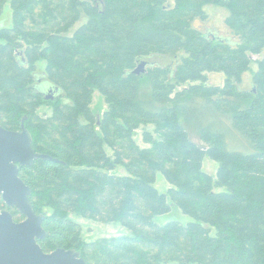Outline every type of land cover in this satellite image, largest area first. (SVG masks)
Listing matches in <instances>:
<instances>
[{"label":"trees","instance_id":"obj_1","mask_svg":"<svg viewBox=\"0 0 264 264\" xmlns=\"http://www.w3.org/2000/svg\"><path fill=\"white\" fill-rule=\"evenodd\" d=\"M5 4L0 126L19 130L24 118L34 151L52 158L18 173L45 216L43 250L72 248L87 264H264V56L252 58L264 50V0H0V16ZM209 4L227 9L229 38L200 28ZM209 72L223 84H208ZM147 125L140 146L134 136ZM173 207L191 220H154ZM70 213L128 233L86 242Z\"/></svg>","mask_w":264,"mask_h":264},{"label":"water","instance_id":"obj_2","mask_svg":"<svg viewBox=\"0 0 264 264\" xmlns=\"http://www.w3.org/2000/svg\"><path fill=\"white\" fill-rule=\"evenodd\" d=\"M147 62L141 60L132 70L139 75L145 72ZM49 87L46 98H53ZM21 121L19 130H7L0 126V194L7 206L14 207L25 218L13 221L12 215L0 213V264H87L72 248H56L44 252L37 239L45 237L41 224L44 215L36 214L28 196L31 190L19 176L20 166H30L36 159H51L35 152L31 146L32 137ZM55 160V159H53Z\"/></svg>","mask_w":264,"mask_h":264},{"label":"rangeland","instance_id":"obj_3","mask_svg":"<svg viewBox=\"0 0 264 264\" xmlns=\"http://www.w3.org/2000/svg\"><path fill=\"white\" fill-rule=\"evenodd\" d=\"M169 1H170V3H172L173 0H169ZM204 9H205V12L207 14V20L199 23L200 28H202L203 30L213 31L218 36L229 38L230 37V31L224 23V18L227 15V9L225 7L218 6L215 4L206 5L204 7ZM0 23L2 24V26H5V27H8L11 25V9H10L8 4L4 5L3 13L0 16ZM80 23H82V20L80 22H78L71 29V31L69 33H72V31ZM180 54L181 53L178 54V60H179ZM262 56H264V50L260 54L252 55V58L257 59V58H261ZM172 60H174V61H172ZM152 61L154 63H161V64L162 63L163 64H165V63L171 64L172 62H174V63L178 62L176 57H175V59L174 58L169 59V58H164V57H161V58H158V57L155 58L154 57L152 59ZM43 67H44L43 62H39L37 64V73L38 74L42 73ZM255 68H256V65L254 63H252L250 66V69L244 73L245 75L243 76V83L241 85L242 88H250V86H251V84H250L251 72ZM223 82H224V74L223 73L209 72L207 74V83L208 84L221 86L223 84ZM180 88H181V86L179 87V89ZM150 93H151V91H150V86H149L148 82L146 80H143L141 83V87H140L141 98L144 99L145 101L150 100ZM91 107H92L93 112L95 114H97V116H100L106 108L103 97L98 92L93 93ZM51 110L52 109L50 106L43 104V105H41V107L39 109V113L40 114L44 113L46 115H50ZM143 131L152 132L153 126L152 125L141 126V127H139V129L136 130V134L134 136V139L137 143L140 144V146H146L147 145L143 142V139H142ZM191 138H193L194 141L198 142V140L194 136H191ZM216 168H217L216 162L209 159L208 157H205L203 159L202 169L205 172H207L211 175H214ZM154 186L159 192H164L169 187V184L164 179L162 174L157 173ZM220 190H223V189H220ZM68 217H70L72 220H74L75 222L80 224L81 230H82V238L86 242H91V241H94L95 239L102 238V237L122 236V235H125L128 233V230L126 228L120 226L118 223H115V222H103V221L90 219V218H87V217H84L81 215L72 214V213L68 214ZM154 220L160 225L164 224L168 221H171V220H175V221H178L182 224H185L186 222L190 221L191 218L185 214H182L179 210H177L175 207H173V209L170 212L155 216ZM54 249H56V248H54ZM54 249H52V250H54ZM77 252L79 253V251H77ZM79 255H80V253H79Z\"/></svg>","mask_w":264,"mask_h":264},{"label":"flooded vegetation","instance_id":"obj_4","mask_svg":"<svg viewBox=\"0 0 264 264\" xmlns=\"http://www.w3.org/2000/svg\"><path fill=\"white\" fill-rule=\"evenodd\" d=\"M47 93V92H46ZM33 209V208H32ZM2 210H6V211H8L11 215H12V218H13V221H15V222H20V221H22V220H24L25 218L18 212V210L16 209V208H14V207H10V206H7L5 203H4V201L2 200V198H1V194H0V213H1V211ZM35 212V211H34ZM36 213V212H35ZM36 214H39V213H36ZM41 214H43V213H41ZM44 215V214H43ZM45 217V216H44ZM41 226H42V224H41ZM45 231V230H44ZM45 234H46V232H45ZM46 236V235H45ZM45 238V237H44ZM44 238H42V239H44ZM39 240H41V239H37V243L39 244ZM40 245V244H39ZM41 247V246H40ZM42 248V247H41ZM42 250H43V248H42ZM44 252H46V253H48V252H51V250H48V251H45V250H43Z\"/></svg>","mask_w":264,"mask_h":264}]
</instances>
